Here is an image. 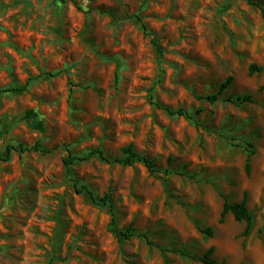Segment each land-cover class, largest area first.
Instances as JSON below:
<instances>
[{
    "label": "rangeland",
    "instance_id": "1",
    "mask_svg": "<svg viewBox=\"0 0 264 264\" xmlns=\"http://www.w3.org/2000/svg\"><path fill=\"white\" fill-rule=\"evenodd\" d=\"M251 2L0 0V154L50 149L0 160V264H204L191 255L212 246L222 264H264V0ZM130 144L155 173L113 161ZM95 148L108 160L64 163ZM76 184L110 194L117 229L153 244L121 242ZM245 195L248 232L220 221L225 196Z\"/></svg>",
    "mask_w": 264,
    "mask_h": 264
},
{
    "label": "trees",
    "instance_id": "2",
    "mask_svg": "<svg viewBox=\"0 0 264 264\" xmlns=\"http://www.w3.org/2000/svg\"><path fill=\"white\" fill-rule=\"evenodd\" d=\"M249 1H250V3H253V2H251V0H249ZM143 28L145 30L147 29V26L145 23H143ZM262 69H263L262 66H257L255 64H253L250 67V73L252 74V73H254V71H261ZM57 74L58 73H56V72L43 71L37 77H41V76L42 77L43 76L53 77ZM33 79L34 78L29 79L28 83H30V81H33ZM232 79H233L232 76L228 77L225 81H223L221 83L220 88L218 89L217 92L208 94L206 96H200V99H205L211 103H215L216 101H218L220 99V95L230 85V83L232 82ZM28 83L25 86H23L22 88L19 87L16 89H26V87L28 86ZM11 89H9V88L3 89V90H0V92L10 91ZM232 99L234 100V98H231V100ZM250 99H251L250 96H243V97L238 96L236 98V100L241 101V102L248 101ZM152 103L154 105L158 106L159 108L165 110L166 112H168L171 115H185L189 119L196 121V115L194 113L190 112L189 110L182 109V108L173 109L170 106L162 105L161 103L155 102V101ZM31 151L41 152V153L46 154V153L50 152V149L45 148L40 140H37L33 145L9 144L7 146L6 153L0 154V160L5 161V162L9 161L12 157L13 152H19L22 154V153L31 152ZM91 156H99V157L103 158L104 160H108V158L105 156L104 151L102 149L95 148V149L91 150L87 156H75V155L69 153L68 156L65 157L64 163L67 166H71L73 164H76L79 161L87 160ZM113 161L118 162V163H122L125 165H131L135 161H141L146 165V167L151 172L155 173L157 171L155 160L150 158V157L143 156L140 153L136 152L133 148V144L128 145V147L126 148V154L123 157H117ZM247 166L249 167V158L247 160ZM76 191L78 193L88 192L91 195V198L95 203H97L99 205L109 206V211L111 214L110 229L117 234L118 239L121 242L130 239L134 235H138V236L144 237L146 239L147 243L153 244L152 240L149 239V237L147 235L138 233L136 228L133 227L132 225L129 226L128 228H126L125 230L117 229V226H116L117 218H116V214H115V206L113 204V200H112V197L110 194L106 193L102 197L98 198L90 188H88L85 185H82L79 187L77 184H76ZM228 213H231L234 216V218L238 221H246L247 222L246 232L249 231V228H250V226L254 220V216H253L252 211L249 209V207L247 205L246 195L244 196L243 200H241V201H230L228 199V197L225 196L220 221H223L225 216ZM203 232L208 233V234H212L213 229L212 228H206L203 230ZM214 252H215V247L212 246L202 255H200V256L191 255V257L196 259V260L201 261L204 264H222L214 257ZM182 253L186 254L184 252H182Z\"/></svg>",
    "mask_w": 264,
    "mask_h": 264
}]
</instances>
